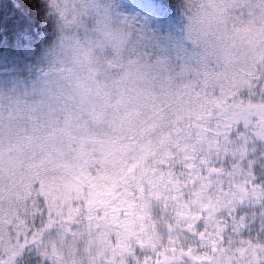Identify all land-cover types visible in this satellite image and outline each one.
<instances>
[{"label": "trees", "instance_id": "trees-1", "mask_svg": "<svg viewBox=\"0 0 264 264\" xmlns=\"http://www.w3.org/2000/svg\"><path fill=\"white\" fill-rule=\"evenodd\" d=\"M131 7L137 14L130 44L119 60L101 64L99 95L78 104L60 93H27L29 110L22 122L7 130L0 128V229L5 215L25 208L36 226L43 225L42 238L51 239L60 223L63 230L69 219L81 231V194L72 201L71 215H62L59 225L45 227L51 214L43 207L59 188L57 173L87 153L95 161H87L86 172L93 179H104L108 186L120 187L129 175H138L139 164L147 170L143 180L170 179L168 164L173 160L183 165L177 172H188L185 163L176 161L177 135L167 120L189 105L192 89L207 90V96L211 93L196 69L208 72L205 80L215 85L217 94L209 96V101L214 104L225 98L223 104L230 108L237 135L247 147V155L239 162L243 161L257 185H264V145L255 134V123L264 114L249 98L264 96V0H131ZM40 31L32 8L0 0V61L27 60ZM39 138L54 143L46 158L32 151ZM101 147L103 153L98 151ZM113 147L119 153L111 152ZM122 149L126 152L121 153ZM142 151L148 152L147 161L139 162ZM103 154H115L117 161L111 156L102 161ZM32 158L47 161L46 168L17 183L21 170L13 168L11 161L16 168H24ZM197 173L204 174L202 169L195 170L189 180L198 179ZM49 189L56 190L51 194ZM245 233L254 235L252 230ZM56 242L59 249H67L72 240L65 235Z\"/></svg>", "mask_w": 264, "mask_h": 264}, {"label": "rangeland", "instance_id": "rangeland-1", "mask_svg": "<svg viewBox=\"0 0 264 264\" xmlns=\"http://www.w3.org/2000/svg\"><path fill=\"white\" fill-rule=\"evenodd\" d=\"M194 71L197 75L202 72L200 79H204V83H209L208 85L211 86L209 96L212 98L213 95L216 96L215 85H212L211 80H205L206 74L207 76L210 74L200 69ZM206 91L197 93L196 89H192L193 94L188 101L189 105L183 106L177 113L170 114L167 120L177 135L175 138L177 144L174 148L176 149V161L185 163L189 169L195 166L196 172L202 169L203 175L196 174L200 185L205 182L210 183L209 176L211 174L219 173L225 169L230 170L229 165L231 168L247 172L243 161L239 162L244 160L247 155V147L237 135V124L230 108L223 104L225 98L221 97L222 101L212 104ZM218 93L221 91L219 90ZM263 97V93L249 97L251 101L254 99V102H250L252 105L263 109L261 115L264 114ZM255 126L256 137L264 145V118L258 119ZM172 144L168 142L169 146ZM27 145L29 146L30 143ZM98 151L103 153V147ZM111 152L119 153L115 147L111 149ZM120 152L125 153L126 150L122 149ZM88 155L87 153L77 157V161L68 167L65 165L57 173L56 179L59 181V188L55 189L56 195L52 202L50 200L45 202L43 207L46 208L47 215L51 214V219L46 222L45 227H51L56 223L59 225L62 215H71L72 201L81 194V203L84 209L79 219H84L82 230L74 229L69 219L63 226V230L60 223L56 235L48 240L46 237H41L44 232L43 225L36 226L33 220H30L33 218L25 208L17 213H9L4 216L5 219L2 223L3 238L12 246H19L18 254L13 257L12 264L44 261L48 264H120L115 253L132 231L131 221L124 220L121 217V211L127 209L124 215L131 214L132 202L127 199L131 196L128 187L138 185L147 170L143 164H139L138 175H129L126 180H123L120 187L108 186L104 179H93L92 175L86 172L87 161H95ZM217 155L221 161H225V157L227 160L224 163L216 164ZM107 156H111L117 161L115 154H106L105 157L103 154L100 158L103 161ZM147 157L148 152L142 151L138 156L139 162L147 161ZM207 161L213 163L210 164ZM46 162L39 158H32L24 168H16V162L11 161L13 168L21 170L18 172L19 181L17 183L24 178L29 179L35 176L38 170L43 171L41 169L46 168ZM162 179L164 178L150 176L146 177L144 182L148 184L153 180L159 182ZM214 179L213 175L212 180ZM192 181L188 180L189 186ZM135 182L137 183L135 184ZM48 191L53 194L51 189ZM197 191H199V185ZM235 214L247 218L245 226L241 228L242 236H234L231 244L227 242L226 236L223 247L219 249L211 247L208 252L200 253L201 259L212 260V264H256V261L261 259L255 255V250L264 248V231H261V228L264 227V204L259 202L239 204ZM249 230L254 231L253 236L248 237L245 233ZM65 235L70 236L72 242L67 249H59L56 241L64 239ZM85 235H87L86 238ZM213 253L215 254L214 259ZM0 256L7 258L3 249H0Z\"/></svg>", "mask_w": 264, "mask_h": 264}, {"label": "snow or ice", "instance_id": "snow-or-ice-1", "mask_svg": "<svg viewBox=\"0 0 264 264\" xmlns=\"http://www.w3.org/2000/svg\"><path fill=\"white\" fill-rule=\"evenodd\" d=\"M225 161L219 155L215 158L216 164ZM168 167L170 179L148 184L141 179L138 185L128 187L131 214L125 216L124 209L121 217L131 221L132 231L115 253L120 264H212V260L201 259L200 253L213 246L223 247L226 236L229 244L234 236H242L241 228L247 218L235 214L237 205L264 204V185H257L249 171L229 165L230 170L211 174L210 183L200 185L196 179L189 186L195 166L188 172H177L183 165L178 166L173 160ZM0 249L7 256H0V264H12L19 246L6 241L2 229ZM255 255L261 258L256 264H264V248H257Z\"/></svg>", "mask_w": 264, "mask_h": 264}, {"label": "clouds", "instance_id": "clouds-1", "mask_svg": "<svg viewBox=\"0 0 264 264\" xmlns=\"http://www.w3.org/2000/svg\"><path fill=\"white\" fill-rule=\"evenodd\" d=\"M32 8L40 23L37 45L22 63L0 61V128L18 126L29 110L26 94H64L87 104L100 93L101 64L127 50L136 12L131 0H13ZM54 143L36 139L45 157Z\"/></svg>", "mask_w": 264, "mask_h": 264}]
</instances>
